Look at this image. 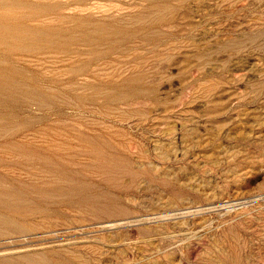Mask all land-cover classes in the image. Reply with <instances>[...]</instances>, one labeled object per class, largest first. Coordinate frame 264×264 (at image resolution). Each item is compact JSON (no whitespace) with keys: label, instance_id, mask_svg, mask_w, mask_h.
<instances>
[{"label":"rangeland","instance_id":"374dc122","mask_svg":"<svg viewBox=\"0 0 264 264\" xmlns=\"http://www.w3.org/2000/svg\"><path fill=\"white\" fill-rule=\"evenodd\" d=\"M84 3L129 37L29 56L56 98L22 115L106 134L121 171L90 173L92 205H0V264H264V0Z\"/></svg>","mask_w":264,"mask_h":264},{"label":"bare ground","instance_id":"6f19581e","mask_svg":"<svg viewBox=\"0 0 264 264\" xmlns=\"http://www.w3.org/2000/svg\"><path fill=\"white\" fill-rule=\"evenodd\" d=\"M91 8L84 0H0V127L12 129L0 134V205L15 214H51L55 207L92 205L96 198L89 194L90 173L121 171V147L106 134L63 126H47L39 132L34 130L35 123L44 120L34 122L22 115L26 104L46 105L56 98L51 93L56 91L55 81L41 79L29 56H79L81 49L73 48L79 45L98 57L108 52H97L96 46L129 37L122 28L75 13ZM84 70L70 71V87L78 85L75 78Z\"/></svg>","mask_w":264,"mask_h":264}]
</instances>
